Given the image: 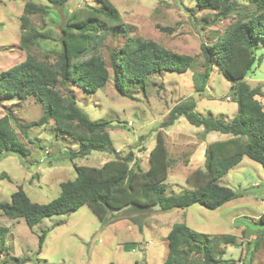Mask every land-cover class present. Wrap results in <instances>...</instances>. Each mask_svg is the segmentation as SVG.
I'll return each mask as SVG.
<instances>
[{
    "label": "rangeland",
    "instance_id": "374dc122",
    "mask_svg": "<svg viewBox=\"0 0 264 264\" xmlns=\"http://www.w3.org/2000/svg\"><path fill=\"white\" fill-rule=\"evenodd\" d=\"M27 1L0 0V70L13 66L27 55L19 43L21 15ZM32 1L48 6L47 12L29 16L30 27L48 35L32 47V53L53 62L61 50V29L67 13L86 4L100 5L99 0H68L59 8L48 0ZM111 1L130 26V35L153 39L175 52L196 57L193 67L183 72L163 70L152 74L145 88L139 86L143 85L141 83L129 87L131 96L121 95L112 78L96 92L72 85L78 105L89 117L108 122L113 145L120 155L133 152L136 161L146 166L145 150L150 147L151 138L157 129H171L162 127L163 122L169 109L181 100L195 99L197 111L205 115L223 116L226 120L235 116L237 102L231 81L215 63L205 89L200 88L204 71L200 45L222 35L237 17L253 14L254 0H238L233 14L215 22L216 11L200 9L196 0ZM123 40L120 36L118 44ZM103 54L108 61L106 50ZM256 54L263 55V59L256 61L245 79L253 85L261 83L264 89V42H260ZM60 89L65 94L63 85ZM257 98L264 103V95ZM9 111L22 123L29 124L40 120L43 104L33 96L23 101L0 96V117ZM183 120L185 124L177 122L175 131L171 129L166 135L172 161L166 180L167 194L190 189L185 176L192 167L191 162L188 164L192 143L182 145L180 141L187 143L191 137L198 138L199 128L186 118ZM14 127L29 153L9 152L0 156V201L11 200L12 193L21 185L33 201L48 202L59 195L62 181L76 177L74 163L100 166L115 156L114 152L93 151L72 161L68 151L77 150L79 142L58 133L51 123L46 127H32L27 135L15 124ZM179 131L185 135H180ZM212 134V139L220 136L219 132ZM220 183L241 195L215 210L199 203L169 210H161L160 205L155 204L139 211L127 207L111 209L102 220L83 204L69 213L47 217L30 228L23 217L11 219L0 208V226L8 227L0 264H107L110 261L163 264L168 252V233L174 223L183 221L197 231L218 234L217 256L220 257L219 250L225 249L224 258L234 259V264H264V167L246 156ZM47 227L51 229L39 251V234ZM219 234H234L237 243L225 244Z\"/></svg>",
    "mask_w": 264,
    "mask_h": 264
},
{
    "label": "trees",
    "instance_id": "16d2710c",
    "mask_svg": "<svg viewBox=\"0 0 264 264\" xmlns=\"http://www.w3.org/2000/svg\"><path fill=\"white\" fill-rule=\"evenodd\" d=\"M67 1L48 0L59 8ZM237 1L196 0V4L200 9L216 11L215 22L233 14ZM254 2L253 14L237 17L222 35L200 45L204 56L200 88L205 89L215 63L231 81L233 98L237 102L235 116L226 120L223 116L202 114L197 111V101L188 98L172 106L163 122L162 127H170L184 116L191 124L203 128V136L210 131L227 135L224 139L208 142L204 165L186 177L190 189L180 194H167L166 180L172 161L165 132L158 129L149 152V166L143 168L133 152L122 156L116 151L108 122L89 117L78 105L72 85L96 92L112 78L121 95L131 96L129 87L141 83L143 85L139 86L145 88L150 76L163 70L183 72L193 67L196 57L175 52L153 39L130 35V26L112 1L99 0L100 5L86 4L67 13L56 61L42 59L32 53V47L48 35L30 27L29 16L47 12L48 6L27 1L21 15L19 38L27 55L22 61L0 70V96L17 97L20 101L33 96L43 104V114L39 121L29 124L22 123L13 111L1 116L0 156L9 152L29 153L14 124L27 135L32 127H46L49 123L58 133L79 142L77 150L68 151L72 161L93 151L114 152L115 156L100 166L74 163L76 177L62 181L59 195L48 202L33 201L20 185L12 193L11 200L0 201L3 213L11 219L23 217L33 228L47 217L69 213L83 204L105 220L111 209L127 207L139 211L159 204L161 210H169L199 203L215 210L239 197V192L221 184L220 180L246 156L264 167V105L257 98V95H264V89L261 83L253 85L245 79L256 61L263 59V55L257 56L256 49L264 42V0ZM120 36L124 40L118 44ZM60 85L64 86L65 94ZM50 229L41 230L39 251ZM7 232V226H0V252ZM219 235L225 244L237 243L234 234ZM218 238V234L197 231L184 221L174 223L168 233V252L163 264H234V259L224 258L225 249L219 250L220 257L217 256L215 241H219ZM191 255L195 257L191 259ZM107 264L118 263L110 261Z\"/></svg>",
    "mask_w": 264,
    "mask_h": 264
},
{
    "label": "crops",
    "instance_id": "0c3cea01",
    "mask_svg": "<svg viewBox=\"0 0 264 264\" xmlns=\"http://www.w3.org/2000/svg\"><path fill=\"white\" fill-rule=\"evenodd\" d=\"M263 105H264V103H263ZM170 110V109H169ZM183 118H185L184 116H180L178 119H176L175 120V123L173 124V125H171L169 128H171L173 131H175L174 130V127H175V124L177 123V122H180V123H182L181 125H183V124H185L186 122H185V120H183ZM199 129L196 131L198 134H199V136H198V138L196 137L195 138V140H193V138L191 137L190 139H188L187 140V143H183L182 141H180V143L182 144V145H186V144H188V143H192L191 145H192V151L190 150V152L188 153L189 155H188V164L191 162V166L192 167H190V169H189V173L192 171V170H194V169H196V168H198V167H200V166H203L204 165V161H205V152H206V147H207V144H208V142L209 141H212V140H216V139H212V136L211 135H213L212 133L213 132H219V131H210V132H207L206 134H205V136H202V133H203V128L202 127H198ZM171 129H168V130H163V131H165L166 133V135H169V133H170V131H171ZM157 132H158V129H157V131L154 133V135H153V137L151 138V141H150V147L149 148H147L146 150H145V152L147 153V164H146V166L142 163V165L145 167V168H147L148 166H149V152H150V149L154 146V144H155V141H156V136H157ZM178 133H180V135H185V134H181V131H179ZM220 133V136H218L217 138L218 139H224V138H226L227 137V135L226 134H223V133H221V132H219ZM155 136V137H154ZM179 138V140H181L180 139V136L178 137ZM166 140H167V138H166ZM168 141V140H167ZM180 144V145H181ZM188 173V174H189ZM187 174V175H188ZM187 175L185 176V182H186V177H187ZM177 181H178V179H177ZM186 184H187V182H186ZM188 185V184H187ZM189 186V185H188Z\"/></svg>",
    "mask_w": 264,
    "mask_h": 264
},
{
    "label": "built area",
    "instance_id": "2783aa9c",
    "mask_svg": "<svg viewBox=\"0 0 264 264\" xmlns=\"http://www.w3.org/2000/svg\"><path fill=\"white\" fill-rule=\"evenodd\" d=\"M230 97L229 96H227V99H229ZM129 124L131 125L132 124V121H129Z\"/></svg>",
    "mask_w": 264,
    "mask_h": 264
}]
</instances>
